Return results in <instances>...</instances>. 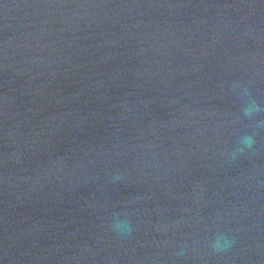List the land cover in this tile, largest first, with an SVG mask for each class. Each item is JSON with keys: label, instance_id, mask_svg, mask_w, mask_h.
Instances as JSON below:
<instances>
[{"label": "water", "instance_id": "95a60500", "mask_svg": "<svg viewBox=\"0 0 264 264\" xmlns=\"http://www.w3.org/2000/svg\"><path fill=\"white\" fill-rule=\"evenodd\" d=\"M0 264H264V0H0Z\"/></svg>", "mask_w": 264, "mask_h": 264}]
</instances>
